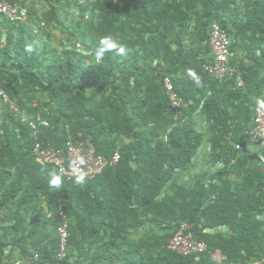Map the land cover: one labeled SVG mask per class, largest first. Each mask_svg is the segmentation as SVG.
<instances>
[{
	"label": "trees",
	"instance_id": "trees-1",
	"mask_svg": "<svg viewBox=\"0 0 264 264\" xmlns=\"http://www.w3.org/2000/svg\"><path fill=\"white\" fill-rule=\"evenodd\" d=\"M44 1L49 6L44 17L56 21L61 0ZM90 8L98 11L96 21L87 27L73 23L83 43L94 36L96 48L101 37L111 35L126 46V56L110 51L91 63L70 49L49 62L36 53L24 22L0 15V84L18 109L7 104L0 126V221L14 210V224L0 233V264L5 249L14 248L23 258L18 264L35 254V264H218L212 258L216 250L227 261L246 264L264 256L260 157L234 146L250 143L252 107L264 99V0H94L85 11ZM214 22L231 36L242 88H234L233 78L218 80L204 71ZM154 67L162 70L159 82L148 75ZM165 75L190 102L185 123L173 119ZM37 91L48 95L51 113L23 102ZM200 106L212 132L208 161L225 160L212 175L221 183L206 182L208 161L201 168L202 181H182L202 146L194 118ZM37 116L48 123L38 125L44 143L64 147L70 138H88L100 155L120 152V162L83 185L65 180L32 152L36 139L29 120ZM160 126H171L167 140L158 136ZM50 173L61 177L59 187L50 186ZM41 198L45 206L29 226L30 206ZM60 206L70 231L62 259L57 256ZM183 221L193 224L206 251L184 256L167 248ZM217 227L224 232L205 231Z\"/></svg>",
	"mask_w": 264,
	"mask_h": 264
},
{
	"label": "built area",
	"instance_id": "built-area-1",
	"mask_svg": "<svg viewBox=\"0 0 264 264\" xmlns=\"http://www.w3.org/2000/svg\"><path fill=\"white\" fill-rule=\"evenodd\" d=\"M27 8L19 3H11L8 0H0V15L12 22H25L27 18ZM209 45L211 48V59L204 63V71L214 79L222 80L224 78L234 79V88L245 86L242 72L237 65L232 63L236 59L237 52L232 48V39L225 27L218 22H214L210 27ZM163 86L169 99V108L172 111L174 121L185 123L188 121L186 109L190 102L182 97L176 90L175 84L169 75L163 78ZM10 105L12 111H18L14 106L7 91L0 84V126L5 122L6 105ZM203 102L201 103V105ZM252 127L247 131L250 143L245 148L240 143H234L238 150H246L249 156L258 155L260 157L261 171L264 173V109L257 110V105L252 107ZM39 124L48 125L47 121L41 116L31 118L29 125L34 129L35 145L32 149L36 159L41 164L53 165L65 180H75L83 176V182L94 179L102 173L107 167H115L121 160L120 152H115L111 156L100 155L96 151L95 145L90 139H73L70 138L64 147H55L51 143H44L40 139ZM210 151V150H209ZM199 155V154H198ZM199 156H195L192 162L196 164ZM209 160V156L204 160ZM209 162V161H208ZM207 163V162H206ZM225 160L216 159L206 165L208 172L207 183L216 182L212 175L216 174L219 169L224 168ZM190 179V178H187ZM216 183H221L217 181ZM57 217L61 220L57 228L59 236L58 258L62 259L67 254L68 239L70 236L68 226V216L65 210L60 206ZM224 230V229H223ZM207 243L199 239L193 231V224L183 221L174 234L169 237L167 248L181 255L199 254L207 250ZM39 255L35 254L34 259H28L27 264H35ZM218 264H246L243 261H227L226 257H214ZM248 264H264V256L261 258H252Z\"/></svg>",
	"mask_w": 264,
	"mask_h": 264
},
{
	"label": "rangeland",
	"instance_id": "rangeland-1",
	"mask_svg": "<svg viewBox=\"0 0 264 264\" xmlns=\"http://www.w3.org/2000/svg\"><path fill=\"white\" fill-rule=\"evenodd\" d=\"M92 1L94 0H61L60 2H57L56 7L58 18L56 21L52 22L48 21L44 17V12L46 10L41 6V4L38 3V8L35 10L33 7L29 8L30 0H25L23 2L19 1L18 3L21 5L24 4V7H26L28 11H34V13L32 14H27L25 25L28 28V32L31 34V39L29 41H32L35 47H37L36 53L50 62L52 60L60 59L61 57H63L65 51H68L70 49H77L86 57L87 61L91 63L96 62L94 53L96 49L95 43L97 39L92 36L88 38V44H85L73 27V23L75 22H80L83 27H87L90 21H96L98 15L97 10H93L92 8H90L88 11H85V7L88 6ZM3 38H5V36H3ZM189 41L190 40L187 38L185 40V43L188 44ZM145 64V58H141L139 61V65L141 67H144ZM160 72H162L160 68L156 69V67H154L152 72H148V75L150 76L151 74L150 79H152V81L154 80L155 82H159ZM107 92H109V89ZM23 93L26 94L25 92ZM27 95L30 96V98L25 96L22 99L23 102L27 103L26 105L38 107L40 111H45L46 114L51 113L54 110V106L51 102H49V97L46 93L37 91L36 93H27ZM93 98L98 99L99 95H94ZM187 108H190L189 105ZM200 109L201 106L199 107L198 111L196 110L194 113L195 130L203 134V140L202 146L199 147L195 156H198L199 150L201 149V147H203V151L205 153L204 160H206L211 151V149H209V143L211 141L210 139L212 132H210V130L208 129L206 114L199 111ZM157 128L159 134L158 136H160L164 140H167L169 131L171 130V126L168 127V130H166L162 126ZM231 177H233V175ZM182 178V181L191 182V184H196V182L198 181L197 179L201 181L203 180V177L201 176V169L194 171L193 167L183 171ZM44 206L45 205L42 198L39 199L35 204L30 206L31 215L28 220L29 226L34 225L35 220L39 216V210L41 208H44ZM13 214L14 210H9L5 213V220L0 221V233L3 232L4 227L12 226L14 224ZM163 238L165 239L166 236H164ZM159 251L162 252L161 249H159ZM219 256L226 257L219 250L212 252L213 259L214 257ZM20 262H23V258H21L18 249H5L2 264H18Z\"/></svg>",
	"mask_w": 264,
	"mask_h": 264
},
{
	"label": "clouds",
	"instance_id": "clouds-1",
	"mask_svg": "<svg viewBox=\"0 0 264 264\" xmlns=\"http://www.w3.org/2000/svg\"><path fill=\"white\" fill-rule=\"evenodd\" d=\"M31 51V49H29ZM114 51L118 56H126L127 48L121 43L117 38L107 35L103 36L99 39L98 46L95 49V61L98 63L103 60L105 53ZM189 75L194 76L193 73H189ZM264 109V99L257 100V110ZM84 177L79 176L76 179V183L80 184L83 182ZM49 184L53 187H59L61 184V177L55 173H50L49 175Z\"/></svg>",
	"mask_w": 264,
	"mask_h": 264
},
{
	"label": "crops",
	"instance_id": "crops-1",
	"mask_svg": "<svg viewBox=\"0 0 264 264\" xmlns=\"http://www.w3.org/2000/svg\"><path fill=\"white\" fill-rule=\"evenodd\" d=\"M41 4V6L47 11L49 9V6L48 4L44 1V0H30V5H29V8L33 7L35 10L38 8V5L37 4ZM48 6V7H47ZM26 8V7H25ZM28 11V10H27ZM26 24V21L24 22ZM209 149H211V143H209ZM203 147H201V149L199 150V158H198V162L194 165L193 169L194 171L196 170H199L201 168H203V164H204V151H203ZM45 205V203H44ZM209 233H213V232H216V231H221V232H224L223 228H209L207 230H205ZM124 248V246H123Z\"/></svg>",
	"mask_w": 264,
	"mask_h": 264
}]
</instances>
